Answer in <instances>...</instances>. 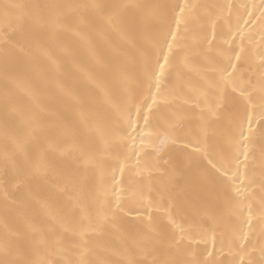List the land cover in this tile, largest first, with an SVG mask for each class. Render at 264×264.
I'll return each instance as SVG.
<instances>
[{
  "label": "snow or ice",
  "instance_id": "obj_1",
  "mask_svg": "<svg viewBox=\"0 0 264 264\" xmlns=\"http://www.w3.org/2000/svg\"><path fill=\"white\" fill-rule=\"evenodd\" d=\"M10 7L16 12L14 15L5 13V27L0 29V60L6 81L17 82L18 77L10 66L14 60L30 55L33 49L53 67H58L53 45L63 32H71L85 43H90L93 33L106 38L109 32H114L121 41L136 49L138 60L134 59L132 67L122 63L106 66L107 76L103 80L88 74L89 82L102 93L103 103L116 112L115 126H98L94 112L69 91L65 94L77 106L78 123L75 126L51 119L46 122L47 110L39 105L32 88L27 89V94L32 96L35 106L27 110L5 90L2 101L5 118H21L25 132L22 136H9L6 131L0 154V204L5 216L0 231V264H113L106 257L97 255L93 244L94 237L106 233L116 234L122 242L121 249L116 251L125 259L116 264H224V261L212 258L211 251L205 258L203 254L207 247L199 249L194 244L197 238L205 246L208 243L209 230L204 226L205 221L196 224L191 214H199L200 207L207 204L209 194L214 206V213L209 218L227 215L229 220L235 218L236 221L227 240V251L232 257L227 264H237V257L238 264H264V149L260 156L259 195L253 190L257 181L248 169L250 148L258 139L264 141V0L259 4L227 5L229 17L234 7L243 9L237 13L235 27L222 13L216 20L211 19L210 9L222 6L199 5L188 3V0L171 5L146 0L121 3L87 0ZM201 9L211 23L212 39L205 36L200 40L193 36L192 42H207V48L198 54L204 56L207 72L212 74L206 83L208 89H215V102L208 99L207 90L193 101L200 109L199 134L193 143L182 140V135H187L183 117L165 118L159 114L157 96L166 95L162 84H165L167 74L177 67V57L185 68L189 67L190 21L198 18ZM218 20H224L228 25L227 32L221 37L222 45L227 47L214 49ZM253 25L259 28L258 42L254 41ZM40 34H45L46 40L41 41ZM137 34L154 35L152 52L137 46ZM63 51L71 54L68 49ZM142 83H147L148 88L140 102H136L134 90ZM113 88H121L127 93L123 103L114 102ZM200 98L204 100L203 105ZM183 103L189 101L185 99ZM121 121L124 127L120 126ZM54 129L60 131L59 139H51ZM82 133L110 134L112 142L117 144H126L128 140L134 143L139 139L143 145L147 140L157 153L170 148L175 155L164 161L168 165L166 171L177 175L194 170L197 184L183 197L177 196L168 185L157 190L160 198L157 201L146 199L143 191L127 195V190L122 187L125 172L122 164L119 179L114 168L110 184L101 176L100 182L86 191L83 182L77 186L75 173L61 171L47 160L49 151H59L62 156L78 152L86 165L94 166L95 157L77 140ZM180 143L183 147H178ZM190 146L191 151L188 150ZM50 175L63 181L62 185H57L60 192L67 193L70 188L77 191V196H69V199L74 200L75 207L80 210L78 220L52 217L54 222H44L24 211L27 201L18 200L17 193L21 189L30 190L33 182L46 180ZM165 198L168 207L164 209V216L154 217L153 208L159 212L160 201ZM85 200L91 202V207L82 202ZM36 204L46 213L50 208L49 199H37ZM141 209L146 210V215ZM9 214L15 216L12 224L8 220ZM133 214L134 218L130 219ZM185 223L189 227H185ZM211 231L215 248L216 230ZM219 243L223 252V234ZM137 256L143 259H137Z\"/></svg>",
  "mask_w": 264,
  "mask_h": 264
},
{
  "label": "bare ground",
  "instance_id": "obj_2",
  "mask_svg": "<svg viewBox=\"0 0 264 264\" xmlns=\"http://www.w3.org/2000/svg\"><path fill=\"white\" fill-rule=\"evenodd\" d=\"M79 2H87V0H0V29L5 27V13L14 15L16 12L15 9L10 7L11 5ZM105 2L121 3L127 2V0H105ZM146 2L171 5L183 2V0H146ZM188 3L222 6L210 9L212 13L211 19L216 20V17L222 13L235 27L237 13L243 12V9L234 7L229 17L227 5L259 4L260 0H188ZM203 13L204 9L199 10L197 14L198 18L190 21L191 30L188 33L187 41L190 45L189 67L185 68L180 63V58L177 57V67L170 74H167V80L165 84H162V90L166 95L163 97L157 96V105L160 109L159 114L165 118H173L174 116L183 117L182 123L184 132L187 135H182V140H189L193 143L195 142V137L199 134L198 113L200 111L199 108L194 106L193 101L201 96L202 91L207 90L208 99L211 102H215V96L213 95L215 89H208L206 83V80L211 78L212 74L207 72V61L204 56L198 54L207 48V42L205 41L201 44H194L192 42L193 36H196L200 40H203L205 36L209 40L212 39L213 29L211 23L209 18ZM169 15H171L170 10ZM257 15H259L258 12ZM244 16L246 18L247 14L244 13ZM171 23L173 28H175V21L172 20ZM241 24H243L242 20ZM183 28L184 25L181 24V31H183ZM227 30V23L224 20H218L215 29L216 40L213 43L214 49L217 47H227L226 45H222L221 40L222 35ZM252 31L254 41L258 42L260 40L258 26L253 25ZM39 38L41 41H44L46 40V35L40 34ZM153 39L154 35L148 34H137L135 37L137 46H142L149 52L153 51L151 48ZM245 43L247 44V41ZM63 49H68L71 54H66ZM53 53L58 58V67H53L49 64L47 59L35 49L31 51L30 55L14 60L10 67L13 74L18 77L16 83L5 80L3 62L0 60V154H2L4 149L6 131L9 136H22L25 132L24 122L21 118L15 116H9L7 120L5 118L2 101L6 89L18 101L19 105L27 110L35 106L32 96L27 94V89L32 88L36 92L39 105L47 110L45 113L46 122L51 119L52 121H61L68 126H75L78 123L77 106L73 99L65 94V91H69L73 96L83 100L85 106L94 112L98 126L103 128L106 124H111L112 126L117 124L118 117L116 112L109 105L103 103L102 93L89 82L88 74H91L97 80H103L107 76L106 66L108 65L122 63L132 67L134 59L138 60L136 49L121 41L120 37L114 32H109L106 38H101L93 33L90 37V43L82 42L71 32H63L59 35L57 43L53 45ZM233 59L235 58L233 57ZM147 88V83H142L139 88L134 90L136 102H140ZM152 91L155 92L154 86ZM112 97L115 103H123L127 99V93L121 88H113ZM185 99L189 101L188 104L183 103ZM148 102L151 103L150 98ZM200 103L203 105V98H200ZM142 123L143 121H141ZM120 126L124 127L122 121L120 122ZM50 136L51 139H59L61 133L59 130L54 129ZM77 140L87 153L95 157L94 166L86 165L84 158L78 152L62 156L59 151H49L47 153V160L61 171L75 173L77 186L83 182L86 191L97 185L101 180V176H103L107 184H110L114 168L116 169V176L119 179V169L122 164L125 165L122 187L127 190V195L143 191L146 199L157 201L160 199L157 195V190L162 185H168L177 196L183 197L190 194L191 189L197 184L198 177L194 170H185L182 174L177 175L166 171L168 165L164 161L169 160L170 156L175 155L170 148H166L164 152L157 153L149 141L146 140L142 145L139 139L134 143L132 140H128L126 144H117L112 142L110 134L101 136L98 133L90 135L82 133L77 137ZM106 140L108 141L107 143ZM178 147H183V144L180 143ZM262 149H264V141L258 139L252 148H250L251 155L248 161L249 174L257 181V184L253 186V190L257 192V195H259L258 183L261 175L260 156ZM188 150H192L191 146ZM138 160L139 164H137ZM241 161H243V157H241ZM243 170L244 165L242 163L241 171ZM0 174H2V171H0ZM58 184L62 185L63 181L56 176L50 175L46 180L33 182L30 190L21 189L17 193V199L27 201V207L24 211L40 221L54 222L52 221V217L57 219L67 217V220L73 218L78 220L80 210L78 207H75V201L69 199V196H77V191L70 188L67 193L60 192L57 189ZM37 199H49L50 208L47 210V213L36 204ZM82 202L87 203L91 207L90 201L85 200ZM160 202L162 208L159 212L153 208L154 217H163L164 209L168 207L167 198ZM125 203H128L127 200H125ZM92 210L94 211V208ZM141 212L146 215L145 209H141ZM213 213L214 206L209 194L207 204L200 207L199 214L197 215L195 212L191 214V219L196 224H199L201 220L205 221L204 226L209 230L208 243L205 246L197 238L194 244L199 249L207 247V251L203 254L205 258L208 256V251H211L213 253L212 258L224 261V264H227V261L232 259L227 251V240L231 233V228L236 221L235 218L229 220L227 215L223 217L217 216L215 219L209 218ZM134 215L129 218H134ZM4 219L3 205L0 204V231L3 229ZM8 220L10 224L14 223V214H9ZM184 226L189 227V224L185 223ZM212 229L216 230L217 236L215 248H213L212 244ZM221 234H223L225 240V250L223 252H221L219 243ZM256 239L259 241V236ZM93 244L96 248V254L106 257L113 264L125 259L122 254L116 251L117 249H121L122 242L114 233H106L103 236L94 237ZM43 255L44 253L41 254V257ZM137 259H143V257L137 256Z\"/></svg>",
  "mask_w": 264,
  "mask_h": 264
}]
</instances>
